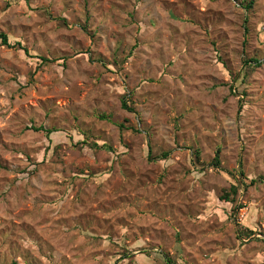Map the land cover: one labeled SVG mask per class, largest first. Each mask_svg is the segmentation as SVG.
Listing matches in <instances>:
<instances>
[{"label":"rangeland","instance_id":"374dc122","mask_svg":"<svg viewBox=\"0 0 264 264\" xmlns=\"http://www.w3.org/2000/svg\"><path fill=\"white\" fill-rule=\"evenodd\" d=\"M0 33V264H264V0H0Z\"/></svg>","mask_w":264,"mask_h":264},{"label":"trees","instance_id":"16d2710c","mask_svg":"<svg viewBox=\"0 0 264 264\" xmlns=\"http://www.w3.org/2000/svg\"><path fill=\"white\" fill-rule=\"evenodd\" d=\"M252 7H253V3H250L246 8H247V9H251ZM0 41H1V44H2L3 46L7 47V48H12V49H13V48H18V47H19V49L24 50L25 52L28 53V50L22 48V45H21L20 43H17V44H15V45H12V44L10 43V41H9V37H8L7 34H5V33H0ZM43 61H44L45 63H50V62H51V60H47V59H43ZM253 61H254L258 66L261 65V63H260L258 60H253ZM123 107H124L125 109H128V106H127L126 102L123 103ZM101 119L109 120L110 118H108L107 116H102ZM123 127H124V126L121 125V128H123ZM35 130H36V131H44V128H43V127H41V128H35ZM163 156H164V158H168V157H169V154L166 153V154H164ZM213 165H214L215 167H217V168L220 167V165H221V161H220V152L217 153V156H216V158H215V160H214V162H213ZM0 166H1V163H0ZM229 175L233 176V175L230 174V173H229ZM241 175H244V174H241ZM234 181H235V183H234V184L232 185V187H231V193H232L233 195H238V194H239V189H240V184H239L238 180L235 179ZM257 182L264 183V177L259 178V181L255 180V181H253L252 183L255 184V183H257ZM241 183H243V182H241ZM230 197H231V196H230V193H225V195L222 196V200L227 201L228 203H230V201H231ZM150 254H151V256H152V253H150ZM154 259L157 260V261H159V262H161V263H163V264H175V262H174V261H173L168 255H166V254H165V257H164L163 259H158V258H154Z\"/></svg>","mask_w":264,"mask_h":264}]
</instances>
